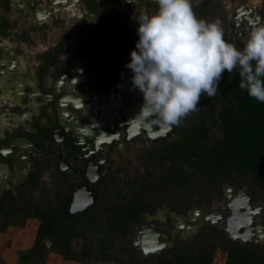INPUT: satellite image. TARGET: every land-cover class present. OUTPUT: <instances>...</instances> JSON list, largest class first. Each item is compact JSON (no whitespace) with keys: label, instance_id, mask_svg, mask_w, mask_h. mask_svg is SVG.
Masks as SVG:
<instances>
[{"label":"flooded vegetation","instance_id":"af4514ba","mask_svg":"<svg viewBox=\"0 0 264 264\" xmlns=\"http://www.w3.org/2000/svg\"><path fill=\"white\" fill-rule=\"evenodd\" d=\"M260 1H226L231 38L246 40L252 30L247 17L255 18L257 11L263 18L256 25L264 24ZM148 5L157 7L154 0H0V202L40 201L35 192L51 190L66 213H85L132 155L143 161L158 153L152 146L174 140L177 126L164 130L136 118L143 97L125 67L138 26L130 10ZM107 30L119 40L102 38ZM35 177L43 184L32 191L28 181ZM90 197L94 204L84 212H70L75 200ZM225 201L226 196L211 208L178 212L171 230L148 219L136 238L154 222L167 242L169 233L171 238L179 230L190 233L204 221L198 209L222 214L217 222L223 227Z\"/></svg>","mask_w":264,"mask_h":264},{"label":"trees","instance_id":"16d2710c","mask_svg":"<svg viewBox=\"0 0 264 264\" xmlns=\"http://www.w3.org/2000/svg\"><path fill=\"white\" fill-rule=\"evenodd\" d=\"M242 47L240 45L239 48ZM239 79L238 70L231 74L225 71L218 83L217 95H205L203 105L192 113L188 124L181 122L177 126L176 138L158 153L150 155L149 160H154L152 171L158 173L163 188L185 190L191 184H199L209 193L211 190L221 193L223 182L233 183L237 177L249 176L250 182H244L253 199L258 195L255 186L264 190V103L250 98L246 90H241ZM154 158L158 162L155 163ZM162 163L168 166L161 169ZM37 177L28 181L32 191L43 184ZM186 203L189 207L188 201ZM145 207L153 208L144 200L131 199L127 204L111 206L98 201L87 212L70 215L58 207L51 196L45 202L30 198L22 205L14 200L6 202L3 198L0 202V232H4L7 226L37 219L35 244L20 254L23 261L37 256L44 261L50 252H55L66 261L82 263L91 258L88 241H84L79 253L70 249L74 239L84 240V234L77 225L79 220L95 222L101 220L105 212L111 224L115 220L130 222L140 218ZM45 239L53 241L54 248L47 250ZM104 245L102 243L101 249ZM218 248L226 253L224 264H264V247L252 243L241 245L213 226L201 229L186 242H176L168 252L170 258L159 255L157 260L159 264H212Z\"/></svg>","mask_w":264,"mask_h":264},{"label":"clouds","instance_id":"9594fccd","mask_svg":"<svg viewBox=\"0 0 264 264\" xmlns=\"http://www.w3.org/2000/svg\"><path fill=\"white\" fill-rule=\"evenodd\" d=\"M132 3V0H127ZM140 11L138 41L125 67L142 93L136 118L164 130L197 112L202 96L214 97L225 71L238 70L239 88L264 103V24L249 32L242 48L224 39L218 19L198 18L191 0H154Z\"/></svg>","mask_w":264,"mask_h":264},{"label":"rangeland","instance_id":"374dc122","mask_svg":"<svg viewBox=\"0 0 264 264\" xmlns=\"http://www.w3.org/2000/svg\"><path fill=\"white\" fill-rule=\"evenodd\" d=\"M226 1L227 0H201L192 3V7L198 18L208 21L218 19L223 28L224 39L227 42L235 44L237 48H239L240 45H243L245 40H238L230 37V30L226 23ZM240 1L246 2L247 0ZM204 2L206 3L204 4ZM260 3L263 6L264 0H261ZM143 9H146L149 13L156 10V8L151 5L135 7L130 10V19L137 25L138 21L136 17ZM132 35L135 42H137L139 37L136 29ZM204 99V96H202L198 106L203 105ZM192 116L193 114L189 115L182 123L188 124ZM177 135L178 133L176 132L174 139ZM152 148L161 150L163 147L162 144H158L157 146H152ZM137 157L138 154L132 155V158L125 163V167L122 166L123 168L119 169L118 173L114 175L110 185L107 187L106 194L102 196L100 201L105 203L106 206H111L115 204H127L131 199L135 201L144 200L149 205H152L153 208H142L140 218H135L130 222L126 219L122 222L121 220H115L113 224H111L110 221H107L105 212H103L104 215L102 219L95 222L84 221L83 219L79 220L77 225L79 230L84 234V240L74 239L70 244V249L73 253L81 252L84 241L87 240L92 251L90 259L82 263L66 261L61 255L50 252L44 261H42L39 256L31 257L27 262L23 261L20 258V254L22 252H27L35 244L36 234H34V232L35 229L38 228L37 224H39L37 219L31 218L27 219L22 225H10L6 227L4 232H0V264H159L157 257L163 255L170 258L168 252L173 249L176 242H186L200 232L201 229L208 226L216 227L218 230L224 232L223 227L219 224L198 221L197 224L200 223V225H197L198 227L190 233H182L179 230L178 233L174 232L172 238L169 233L168 242L171 244L165 249L163 254L143 256L142 252L134 246L136 229L139 228L141 224L146 223L148 219L154 221L159 219L158 222L160 224L171 230L173 229V223L177 221L178 212L185 210L187 212L193 208H211L213 202L218 203L221 201L222 197L225 198L224 193L228 187H232L239 193L245 189L249 194V188L245 183L246 181L248 183L250 182L251 178H249V176H245L244 178L237 177L233 183L227 181L223 182L221 193L212 190L211 193H209L199 184L197 186H192L191 184L186 187L185 190H169L161 186L158 173L152 171L154 168L152 165L154 160H149V158L147 159L148 156H145V160L143 159V161H140ZM154 159L155 163L156 161L158 162L157 158ZM168 162L169 161H167V163ZM167 163L166 165L164 163L160 164L162 165L161 169H164V166H168ZM186 170L189 172L187 168ZM254 188L258 192V195L256 199L252 198L253 205L262 206L261 212L257 215L256 220L264 232V190L257 186ZM38 194L40 195V201L45 202L46 198L50 196L51 190L47 193L42 190H37L35 196ZM186 201H188L189 207H186ZM201 204L203 205L200 206ZM0 222H2V220ZM203 223L206 225H201ZM102 243H105L103 249H101ZM239 243L241 245L252 243L264 247V242L259 241V239L258 241H240ZM4 249L7 250V252L3 255ZM46 249L51 250L52 248L46 247ZM225 260L226 253L220 248L216 249L212 264H224Z\"/></svg>","mask_w":264,"mask_h":264},{"label":"water","instance_id":"95a60500","mask_svg":"<svg viewBox=\"0 0 264 264\" xmlns=\"http://www.w3.org/2000/svg\"><path fill=\"white\" fill-rule=\"evenodd\" d=\"M263 14L261 11H257L255 18H249V26H256V20L261 21ZM119 29H117L118 32ZM107 33H102V38L114 39L117 42L118 37H114L112 30H107ZM120 31V30H119ZM121 36H124L121 34ZM114 37V38H113ZM112 42V44L114 43ZM111 44V43H110ZM159 135H164L163 133ZM234 189L228 187L224 195L229 198V201H225L228 207L226 211V219L223 225V230L228 236V238L237 242H247V241H261L264 242V232L260 225H258L256 216L260 214L262 206H254L252 197L244 190L240 191L239 194L233 196ZM94 204V197H90L89 201L85 203H79L74 201L71 205L70 212H84L89 206ZM197 214H204V222L211 224H218L217 216L223 218L222 214L216 215L215 213H210L209 209L204 211L201 209L195 210ZM164 229H160L157 223H152L150 225L144 226L141 230H138L137 238L134 241L135 248L139 249L143 256H149L153 254H163L165 249L171 244L164 240ZM258 238V239H256ZM44 244L46 247L53 248L54 242L45 239Z\"/></svg>","mask_w":264,"mask_h":264},{"label":"crops","instance_id":"0c3cea01","mask_svg":"<svg viewBox=\"0 0 264 264\" xmlns=\"http://www.w3.org/2000/svg\"><path fill=\"white\" fill-rule=\"evenodd\" d=\"M16 3H17V1H16ZM45 3H46V2H45ZM112 4H114V3L111 2V3H107L106 5L109 6V5H112ZM116 7H118V8L121 7L120 9H124L123 6H118V5H116ZM53 35H54V33H53ZM43 46H44V47H47V44L45 43V44H43ZM3 57H4V55H3ZM29 104L31 105L32 103H29ZM25 115H26V113H25ZM37 225H39V224H37ZM37 227H38V226H37ZM36 231H37V228L35 229L34 234H36ZM6 252H7V250L4 249V251H3V255L6 254ZM11 256H12V255H11ZM12 257H13V256H12Z\"/></svg>","mask_w":264,"mask_h":264}]
</instances>
